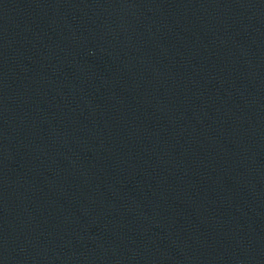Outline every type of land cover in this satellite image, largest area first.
Listing matches in <instances>:
<instances>
[{
    "label": "water",
    "instance_id": "95a60500",
    "mask_svg": "<svg viewBox=\"0 0 264 264\" xmlns=\"http://www.w3.org/2000/svg\"><path fill=\"white\" fill-rule=\"evenodd\" d=\"M0 264H264V0H0Z\"/></svg>",
    "mask_w": 264,
    "mask_h": 264
}]
</instances>
